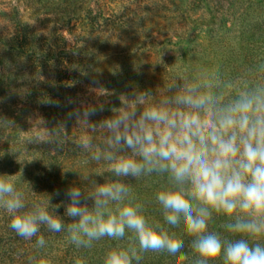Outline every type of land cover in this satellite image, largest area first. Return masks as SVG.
Segmentation results:
<instances>
[{"label":"rangeland","instance_id":"1","mask_svg":"<svg viewBox=\"0 0 264 264\" xmlns=\"http://www.w3.org/2000/svg\"><path fill=\"white\" fill-rule=\"evenodd\" d=\"M52 1L57 8H50L51 0H0V74L5 78L0 93V176H13L29 205L48 199L51 204L50 196L57 190L88 187L89 172L100 183L111 175L108 162L93 161L76 147L83 136L99 144L104 138L101 130L92 132L75 117L68 119V113L102 106L104 110L91 117L99 125L131 100L132 93L144 91L150 100L157 99L185 71L218 69L228 79L264 62V51L254 49L264 44V0ZM37 53L44 57L38 66ZM34 83L51 86L61 96L54 106L63 115L64 128L51 124L45 106L27 99ZM12 113L20 117L7 123ZM17 128L39 149L50 146L59 162L51 158L40 169L41 154L10 152L22 143L13 139ZM49 140L53 143L45 142ZM69 167L78 174L69 176L65 172ZM33 179L41 189H34ZM159 179L149 177L144 182L157 191L164 182ZM129 182L137 189L140 180ZM26 189L35 196L31 201ZM63 212L59 209L58 214ZM10 219L0 208V264H75L77 259L103 264L106 251L114 245L105 239L91 249H77L65 234L42 231L46 247L37 248L36 238L25 240L8 227ZM219 225L216 220L211 228L219 231ZM177 238L184 239L188 259L158 254L163 255V264H189L191 237L177 230ZM156 255L146 253L144 260L151 262Z\"/></svg>","mask_w":264,"mask_h":264},{"label":"clouds","instance_id":"2","mask_svg":"<svg viewBox=\"0 0 264 264\" xmlns=\"http://www.w3.org/2000/svg\"><path fill=\"white\" fill-rule=\"evenodd\" d=\"M131 95L99 125L91 117L102 106L68 113L101 130L99 144L83 136L76 147L108 162L111 175L100 183L89 172L88 187L67 188L63 216L49 199L29 205L13 176H0L8 227L36 238L37 248L46 247L42 231L65 234L77 249L113 241L103 264H142L146 253L187 260L177 230L191 237L189 264H264V62L228 79L218 69L185 71L157 99ZM149 177L164 181L154 194L159 219L147 214L129 182ZM216 220L219 231L210 227Z\"/></svg>","mask_w":264,"mask_h":264},{"label":"trees","instance_id":"3","mask_svg":"<svg viewBox=\"0 0 264 264\" xmlns=\"http://www.w3.org/2000/svg\"><path fill=\"white\" fill-rule=\"evenodd\" d=\"M54 4H57V2L51 0V4H50L51 7L50 8H54V7L57 8ZM70 6L68 9H71ZM36 8H37V10H41L40 7H36ZM260 47L261 48H259V47L254 48L256 50L255 53L264 51V44H261ZM35 56H36L35 64H36V66H38V64H40L41 61L44 60V57L38 53ZM4 79H5L4 76L0 74V93H2V91L5 89V80ZM41 82H43V81H41ZM42 84L43 83H34L32 85V87H30L29 90L27 91V99L32 100V101H36L37 104H39L41 106H45V109L46 108L48 109V110H46V113H47V116L49 118H51V124L57 123V125H54V127L62 129V128H64L63 127L64 125H62V121H61L63 115L60 112L59 108L57 106H54V105H56L57 101L59 100L58 97H61V96L57 92L53 91L51 86L50 87L44 86ZM6 85H7V83H6ZM19 117H20L19 113H12L8 117L7 123H9V121H10V123L13 121L16 122V120ZM63 124H65V123H63ZM13 139L17 140V142L20 139L22 141V143L18 142L17 143L18 145L15 146V148L17 150L15 151V148H14V149L9 150L10 152H14V154H16V155H19L25 151L27 154H32V155L33 154L34 155H40L41 154L40 156H38L39 158L37 157L39 159V161H37V167L38 168L43 169L44 163L46 161L50 160L51 158L53 160H54V158H56L55 161H57V163L59 162L57 154L52 150V148L50 146L49 147L46 146L44 149H39L38 146L36 145L38 143L34 142L35 140L32 137L23 136L21 134V131L18 128L14 131ZM7 141H9V139ZM62 143H63V141H62ZM6 155L8 156L9 153ZM7 158L9 159V157H7ZM55 161H54V163H52V165L55 164ZM3 162L5 163V161H3ZM7 164L8 163H6V165ZM18 167H20V166H18ZM75 171L76 170H74L73 167L66 168V170H65V172L68 173L69 176H74L75 174H78V173H74ZM158 180L160 181L159 178H158ZM62 181H63V185H61V186H63V187H64V185L66 186V178L65 179L63 178ZM159 181L156 182V184L159 185L160 184ZM32 185L34 186V189H41V187L38 185L37 181H35V180L33 181ZM60 188L61 187H58L57 189H60ZM27 190H30V189H26L27 194H26V192H25V194L27 196H29L30 201H31L32 198L35 196H34V194L31 193V190L30 191H27ZM29 192H30V194H29ZM155 192L156 191L152 190L151 187L148 186L146 184V182H144V179L140 180V183H139L137 189H133V194L140 201H142L145 204L147 214L154 217V218L159 219L160 214H159V210H158V205L154 201ZM63 193H64V191H62L60 196H58V197L56 195H54V193L50 196V198L52 200L51 204H55V205L59 204L60 205L59 209L62 211H64V204L61 202L65 200ZM210 227H211V224H210ZM169 257H170V259L171 258L174 259V257H171V256H169ZM142 264H163V255L157 254L155 260H152L151 262L143 260Z\"/></svg>","mask_w":264,"mask_h":264}]
</instances>
